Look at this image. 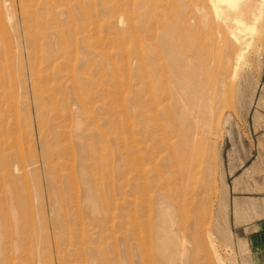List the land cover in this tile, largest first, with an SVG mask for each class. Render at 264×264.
<instances>
[{"label": "rangeland", "instance_id": "rangeland-1", "mask_svg": "<svg viewBox=\"0 0 264 264\" xmlns=\"http://www.w3.org/2000/svg\"><path fill=\"white\" fill-rule=\"evenodd\" d=\"M30 1L0 0V264H256L264 13Z\"/></svg>", "mask_w": 264, "mask_h": 264}, {"label": "bare ground", "instance_id": "bare-ground-1", "mask_svg": "<svg viewBox=\"0 0 264 264\" xmlns=\"http://www.w3.org/2000/svg\"><path fill=\"white\" fill-rule=\"evenodd\" d=\"M22 1H25V0H22ZM27 1V0H26ZM30 1V0H29ZM44 0H42V3H40V5H41V7L42 8H44V11L45 12H49V10H53L54 9V5L53 4H51L50 6H51V9H48L47 7H46V5L48 6L49 5V1L50 0H45V2H43ZM78 1V0H77ZM253 1H255V0H247V2H246V4H245V2L243 3V0H215V4L213 5V13H214V16L215 17H217V18H221V17H224L225 19H226V21L228 20V21H230V22H232L233 23V25H234V23L235 24H237V26H244L245 27V30H247L248 32H250V33H248V35L249 34H253L254 32H256L255 31V29H256V27H255V25H257L260 21H261V17L263 16V13H264V0H259V2H257V4H258V6H257V8L253 11V15H254V22L252 23V25H247L246 23H245V19H243V17H244V15L245 14H247L249 11H251L252 10V4L251 3H253ZM31 2V1H30ZM26 3H28V2H25V4ZM22 5L24 4L23 2L21 3ZM50 6H48V7H50ZM78 7H79V5H77ZM210 12H211V15H212V10H209ZM54 11H52L51 13H53ZM207 12V11H206ZM252 12V11H251ZM49 14H50V12H49ZM54 15V14H53ZM207 16H208V14H207ZM213 16V15H212ZM53 17V16H52ZM212 18V17H211ZM185 19H188V18H185ZM208 21V20H207ZM225 21V22H226ZM233 21H235V22H233ZM244 27H243V30H244ZM235 28L237 29V27L235 26ZM234 28V29H235ZM241 28V27H240ZM239 28V29H240ZM229 30V29H228ZM241 30H242V28H241ZM244 30V33L246 32ZM237 31H239L238 29H237ZM236 31V32H237ZM224 33H225V30H224ZM238 33V32H237ZM221 35V34H220ZM219 35V36H220ZM236 35V34H235ZM221 37V36H220ZM64 39V38H63ZM245 39V38H244ZM244 39H239V38H237V36H236V40L238 41L239 40V42L243 45L244 44ZM63 41V40H62ZM251 41V40H250ZM247 42V41H246ZM245 42V43H246ZM62 45V44H61ZM249 46H250V44H249ZM248 46V47H249ZM247 48V47H246ZM246 50L245 49H242V50H240V52L237 54V58H236V62L237 63H240V62H242V60L244 59L243 57H244V52H245ZM69 54V53H68ZM62 55H63V53H62ZM64 57V56H63ZM62 57V58H63ZM67 57H69V56H67ZM59 58H61V57H59ZM65 58V57H64ZM67 59V58H66ZM66 61H68V60H66ZM235 69H237V68H235ZM33 75H35V71L33 72ZM214 100V99H213ZM209 102H211V100L209 101ZM140 169V168H139ZM183 249V248H182ZM186 255V254H185ZM183 259V258H182Z\"/></svg>", "mask_w": 264, "mask_h": 264}, {"label": "crops", "instance_id": "crops-1", "mask_svg": "<svg viewBox=\"0 0 264 264\" xmlns=\"http://www.w3.org/2000/svg\"><path fill=\"white\" fill-rule=\"evenodd\" d=\"M244 199H248L251 204H254V208L249 206V210L246 209L249 218L247 223H244L241 227L244 231L248 232V237L255 254L254 258L256 264H264V183L263 177L259 179L258 193H243ZM248 195V196H247ZM243 199V200H244ZM256 203V204H255Z\"/></svg>", "mask_w": 264, "mask_h": 264}]
</instances>
